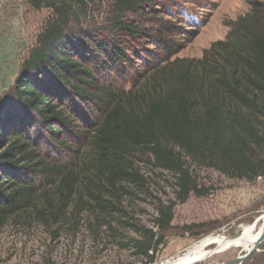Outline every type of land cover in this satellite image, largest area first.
Instances as JSON below:
<instances>
[{
	"label": "trees",
	"instance_id": "1",
	"mask_svg": "<svg viewBox=\"0 0 264 264\" xmlns=\"http://www.w3.org/2000/svg\"><path fill=\"white\" fill-rule=\"evenodd\" d=\"M30 1L51 15L0 96V230L28 219L55 238L87 224L153 264L174 207L209 194L191 166L237 180L264 177V0L252 2L200 59L145 67L127 88L101 83L102 70L85 53L113 63L129 42L96 52L90 28L101 20L99 37L133 39L136 21L170 0ZM102 4L109 5L103 14ZM147 173L172 174L175 200H158L153 227L129 237L133 226L121 222L126 203L149 193Z\"/></svg>",
	"mask_w": 264,
	"mask_h": 264
},
{
	"label": "rangeland",
	"instance_id": "2",
	"mask_svg": "<svg viewBox=\"0 0 264 264\" xmlns=\"http://www.w3.org/2000/svg\"><path fill=\"white\" fill-rule=\"evenodd\" d=\"M254 1L170 0L136 21L140 36L133 39L122 34L112 40L99 37L104 24L99 20L89 33L99 40L94 51L100 52L114 41L129 42L128 47L113 63L87 50V61L102 70V76L98 75L101 83L127 88L132 77L145 67L175 59H200L212 43L225 39L232 24L248 13ZM98 10L103 14L109 5L102 4ZM50 15L46 8H32L30 0H0V96L13 87ZM86 120L88 124L92 116L87 115ZM77 124L82 127L79 121ZM68 140L71 146L79 142L72 137ZM141 168L147 172L146 167ZM191 170L197 185L209 190V194L190 195L185 203L174 207L172 228L163 233V244L158 247L153 264L181 256L210 235L232 237L261 224L264 177L246 181L228 178L213 169L191 166ZM146 175L150 176L149 193H136L128 200L127 217L121 221L133 226L125 233L129 237H136L138 227H153L158 200L164 204L175 200L172 174ZM245 253L241 248L232 249L197 264H227ZM0 264H144V260L137 259L131 249H119L112 240L97 237L87 224L80 226L77 233H61L54 238L32 220L20 219L0 230ZM242 264H264V241Z\"/></svg>",
	"mask_w": 264,
	"mask_h": 264
},
{
	"label": "bare ground",
	"instance_id": "3",
	"mask_svg": "<svg viewBox=\"0 0 264 264\" xmlns=\"http://www.w3.org/2000/svg\"><path fill=\"white\" fill-rule=\"evenodd\" d=\"M260 221L261 224L257 228L255 227L256 225L250 226L240 234L232 237H222L219 235L205 237L187 249L181 256L158 264H197L221 254L219 252L228 246L230 248L224 252L237 248H241L244 252L251 251L255 243L264 237V215L260 218ZM209 246H214V248L208 249Z\"/></svg>",
	"mask_w": 264,
	"mask_h": 264
},
{
	"label": "water",
	"instance_id": "4",
	"mask_svg": "<svg viewBox=\"0 0 264 264\" xmlns=\"http://www.w3.org/2000/svg\"><path fill=\"white\" fill-rule=\"evenodd\" d=\"M256 225V224H254ZM264 241V237L260 240H258L255 245L254 248L251 251H247L244 255L237 257L236 259H234L233 261L227 263V264H242L251 254H253L257 248L259 247V245ZM230 247L228 246L227 248L222 249L219 253L224 252L226 249H229ZM213 249V248H212ZM218 254V253H216Z\"/></svg>",
	"mask_w": 264,
	"mask_h": 264
}]
</instances>
